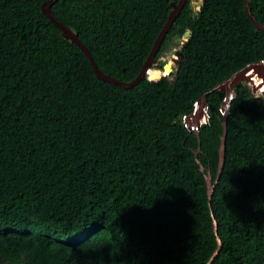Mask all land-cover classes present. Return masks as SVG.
Instances as JSON below:
<instances>
[{
	"label": "trees",
	"instance_id": "16d2710c",
	"mask_svg": "<svg viewBox=\"0 0 264 264\" xmlns=\"http://www.w3.org/2000/svg\"><path fill=\"white\" fill-rule=\"evenodd\" d=\"M45 1L0 0V264H264V101L243 82L226 117V91L213 90L199 132L184 120L264 60L245 0H203L198 12L188 0L157 54L192 31L173 78L129 89L96 76ZM172 2L59 0L52 11L103 72L130 82ZM250 7L264 23V0Z\"/></svg>",
	"mask_w": 264,
	"mask_h": 264
},
{
	"label": "water",
	"instance_id": "95a60500",
	"mask_svg": "<svg viewBox=\"0 0 264 264\" xmlns=\"http://www.w3.org/2000/svg\"><path fill=\"white\" fill-rule=\"evenodd\" d=\"M59 0H48L45 1L42 4V12L58 27L62 30L63 36L70 40L71 42L77 44L81 50L85 53V55L87 56L88 60L90 61V63L92 64L93 70L96 74V76L98 78H100L101 80L105 81V82H109V83H113L116 85H120L123 88H132L134 87L136 84H138L142 78H144L147 73L149 72V70L157 65V63L159 62L157 59V54L159 52V49L161 48L162 43L165 40V37L167 36L169 30L171 29L173 23L175 22V20L177 19V17L180 15V13L182 12V10L184 9L185 5L187 4L188 0H177V2H172L171 3V7L172 10L170 11L167 21L164 24V27L162 28L160 34L158 35L157 39L154 42V45L149 53L148 58L146 59L142 70L140 71V73L137 75V77L135 79H133L130 82H123L115 77H112L109 74H106L105 72H103L97 65V63L95 62V59L91 53V51L87 48V46L85 45V43L78 37L77 33L70 27L66 26L65 23H63L59 18H57L55 16V14L52 11V6L54 3H56ZM245 4H246V11L248 13V15L250 16V18L252 19L254 25L260 29L264 31V23H260L256 17L254 16L251 7H250V0H245ZM203 5V0H200L198 2V6L201 7ZM192 35V31L188 30L184 33V37H185V44L188 41V38ZM184 57V54L182 52V50H177L175 53V57L172 58V61L177 65ZM174 68L172 63H165L163 65V68L161 69H154V73L153 75H149L148 78L150 80H159L162 77H164V73L167 72L168 74H170L171 72H173ZM261 77L264 80V61L261 62H255L253 64H250L240 70H238L237 72L233 73L232 75H230L226 80H224L222 83L218 84L216 87H214L213 89H211L210 91L206 92L201 100L197 103L196 105V109L195 111L189 115L186 116L184 118L185 123L187 125V127L191 130V131H198L201 127V124L203 122V117H204V113L207 111V103L205 100V97L207 94H209V92L213 91V90H225L226 91V100L225 103L223 104V112L225 114V117L227 116V114L229 113L230 110V104H231V100L234 96V87L245 82V81H249L252 80L254 77ZM255 81V80H254ZM254 83V82H252ZM254 85V84H253ZM224 125V135L223 138L221 140V146L219 149V155H220V163H219V171H218V175H217V179L214 183L213 181V177L211 175V173H208L206 175V181H207V187H208V194H209V199H210V206H211V200H212V196L214 193V186L216 185L223 167H224V163H225V151H226V135H227V121L226 119H224L223 122ZM200 140V139H199ZM199 150L201 147V142H199ZM200 163V161H198ZM201 164V163H200ZM201 169L203 171H205V168L201 165ZM215 231L216 234H218V230H217V222L215 221ZM218 242H219V247L217 249V251L215 252L214 255H217L219 253V250L222 246V242H221V238L218 236ZM212 263V259L209 262V264Z\"/></svg>",
	"mask_w": 264,
	"mask_h": 264
},
{
	"label": "rangeland",
	"instance_id": "374dc122",
	"mask_svg": "<svg viewBox=\"0 0 264 264\" xmlns=\"http://www.w3.org/2000/svg\"><path fill=\"white\" fill-rule=\"evenodd\" d=\"M200 0H192V5L194 6V9L196 11L199 10V6H198V2ZM183 39V38H182ZM182 39H174L173 43H172V46L170 47V49L168 51H166L162 57L160 58V61H166V63H170L172 62V65H173V68H174V71H176V64L172 61V58L175 57V51L178 50V49H181L182 47V42L183 40ZM170 78H173L172 76H168ZM260 81H261V77L257 76ZM247 83V87L252 91V93L255 91V88H252V85L254 83H252V80H249V81H245ZM261 84L264 85V81H261ZM259 91V90H258ZM261 95V94H260ZM259 99H262L264 101V96L261 95Z\"/></svg>",
	"mask_w": 264,
	"mask_h": 264
},
{
	"label": "clouds",
	"instance_id": "9594fccd",
	"mask_svg": "<svg viewBox=\"0 0 264 264\" xmlns=\"http://www.w3.org/2000/svg\"><path fill=\"white\" fill-rule=\"evenodd\" d=\"M200 9V8H199ZM199 11V10H198ZM183 38H185L184 36H183ZM178 50H180V49H178ZM177 51V50H176ZM176 51H175V53H176ZM264 61V60H263ZM151 69H155V66H153ZM157 69H160V68H157ZM150 74L149 73H147V76H149ZM170 74H165V76H169ZM196 109V108H195ZM223 109V108H222ZM223 111V110H222ZM209 119V116H208V113H207V111L204 113V117H203V122H202V124L203 123H206L207 122V120ZM201 124V125H202Z\"/></svg>",
	"mask_w": 264,
	"mask_h": 264
},
{
	"label": "built area",
	"instance_id": "2783aa9c",
	"mask_svg": "<svg viewBox=\"0 0 264 264\" xmlns=\"http://www.w3.org/2000/svg\"><path fill=\"white\" fill-rule=\"evenodd\" d=\"M262 81H264L262 78H260ZM264 87V85L261 87V90L258 91V94L255 92H253L252 94L254 95V97L256 98H260L261 95L264 96V89H262ZM252 88H254V85H252ZM261 94V95H260Z\"/></svg>",
	"mask_w": 264,
	"mask_h": 264
},
{
	"label": "flooded vegetation",
	"instance_id": "af4514ba",
	"mask_svg": "<svg viewBox=\"0 0 264 264\" xmlns=\"http://www.w3.org/2000/svg\"><path fill=\"white\" fill-rule=\"evenodd\" d=\"M196 12H198V11H196ZM183 36H184V35H183ZM182 38H183V37H182ZM182 38H181V39H182ZM182 40H183V42H182V46H183V45L185 44V43H184V42H185V41H184L185 38H183ZM160 58H161V57H160ZM160 58H159V60H158V61H159L158 63L162 62V61H160ZM158 63H157V64H158Z\"/></svg>",
	"mask_w": 264,
	"mask_h": 264
},
{
	"label": "bare ground",
	"instance_id": "6f19581e",
	"mask_svg": "<svg viewBox=\"0 0 264 264\" xmlns=\"http://www.w3.org/2000/svg\"><path fill=\"white\" fill-rule=\"evenodd\" d=\"M149 71H150V70H149ZM256 78H258V77L255 76L252 80H255ZM262 86H263V85H262Z\"/></svg>",
	"mask_w": 264,
	"mask_h": 264
}]
</instances>
